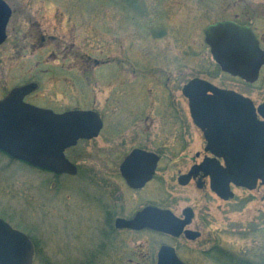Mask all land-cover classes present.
Instances as JSON below:
<instances>
[{
	"label": "rangeland",
	"instance_id": "obj_1",
	"mask_svg": "<svg viewBox=\"0 0 264 264\" xmlns=\"http://www.w3.org/2000/svg\"><path fill=\"white\" fill-rule=\"evenodd\" d=\"M5 1L12 15L0 46V99L12 88L35 81L38 88L25 97L27 103L55 112L103 109L109 119L114 113L125 118L135 102L142 103L144 96L138 93L150 87L154 98L163 92V84L155 79L161 69L172 74V89L179 70L183 83L201 77L249 96L256 105L264 101V66L258 80L246 84L222 73L204 42L208 25L230 19L248 24L264 50V0ZM183 102L188 112L185 97ZM193 134L191 150L203 142ZM132 144L128 132L115 139L105 132L71 149L69 156L93 173L95 182L88 179L89 186L80 174L56 177L0 151L2 208L36 241L35 261L65 264L91 257L98 238L96 208L83 200L90 190L96 193L97 176L96 169L88 167L101 162V146L125 149ZM184 156L189 161L192 154H168L158 169L175 208L203 196L207 208L198 217L206 216L205 235L264 262V185L253 190L232 186L234 196L228 201L193 184L179 186L176 176L184 171ZM156 191L153 182L150 192Z\"/></svg>",
	"mask_w": 264,
	"mask_h": 264
},
{
	"label": "water",
	"instance_id": "obj_2",
	"mask_svg": "<svg viewBox=\"0 0 264 264\" xmlns=\"http://www.w3.org/2000/svg\"><path fill=\"white\" fill-rule=\"evenodd\" d=\"M10 15L9 5L0 0V45L5 41ZM204 42L223 72L247 82L258 78L264 65V50L248 26L231 20L217 21L206 27ZM37 86L30 82L14 87L0 99V151L33 167L73 173L74 166L65 158L64 150L75 145L78 139L98 135V115L93 110L79 109L56 113L25 102V96ZM183 94L211 154L225 160L230 156L232 162L223 168L217 162L212 165L205 160L182 175L179 183L186 184L191 175L202 170L203 176L210 178L211 190L223 199L233 197L230 184L248 190L254 189L258 181L264 184V122L256 117L257 112L264 119V102L255 108L250 98L218 88L201 78L189 81ZM138 155L133 152L122 165L127 182L132 176L125 170ZM145 156L150 164L148 179L157 157L148 153ZM152 211L150 221H141L144 213H139L134 220H119L117 224L131 228L146 225L177 235L187 222L177 219L169 211ZM162 251L171 250L165 248ZM33 256V245L28 236L0 219V264H31ZM169 258L172 261H158L157 264H183L174 255Z\"/></svg>",
	"mask_w": 264,
	"mask_h": 264
},
{
	"label": "flooded vegetation",
	"instance_id": "obj_3",
	"mask_svg": "<svg viewBox=\"0 0 264 264\" xmlns=\"http://www.w3.org/2000/svg\"><path fill=\"white\" fill-rule=\"evenodd\" d=\"M242 25L250 27L246 23ZM7 26L8 23L5 29V41L8 36ZM250 29L253 31L251 27ZM253 33L255 34L254 31ZM258 42L261 47L259 39ZM102 63H104V61L101 62V64ZM263 66H261V68ZM217 67L227 76L239 79L246 84H253L256 82L261 70L260 68L258 78L254 82H247L245 79L238 76L223 72L218 65ZM155 74L156 82H159L161 85L163 84V92L160 93L159 96L155 94L154 98L151 97L153 91H151L152 88L150 87H148L146 92L141 91L138 93L139 98L144 96L143 101L142 103L138 101L135 102L127 117L121 118L119 114L114 113L110 120L108 115L102 111L103 109H101L100 112L93 110L97 113L99 118V131L98 135L94 138L107 132L115 139L117 135L127 134L128 132L129 138L130 140L133 139L134 144L125 149L118 145L101 146V162H98L96 168L88 167L89 169H96L97 177L95 180L97 188L96 193L90 190L89 195L85 194L87 196H84L85 199L83 202H87L91 208H96L97 243L94 250L89 253L91 257L85 258L84 261H66L65 264H157L158 261H172L169 256L173 255L183 264H197V261H209L210 264H215V261L221 260L222 256L231 257L233 254H238L222 246L219 242H215V237L211 240V236L207 237L205 235V229L207 227L206 216L201 214L200 216L203 217H198L199 212L207 208V203L206 200L203 199V196V198L201 197L198 200H193L175 208L176 205L173 203L175 200L171 199L170 196L168 198L164 176L158 175L160 163L168 154L179 155L191 153L192 156L189 158V161L186 156L182 157L180 163L184 171L178 173L176 176V183L179 186L193 184L198 190L205 191L206 193L210 190L221 201H228L233 198L223 199L213 192L210 188V178L208 175L203 176L202 170H198L194 176L191 175L186 184L181 185L179 183V178L182 175L188 174L194 166L200 165L205 160H208L212 165L217 162L223 168H226L227 165H231L232 162L230 156L225 160L221 157H214L211 154L207 147L203 132L194 123L193 117L189 111L188 100L183 94V88L192 79L201 77H193L186 83H183V74L177 70V75L174 79L175 88L172 89L169 88L173 77L172 74L161 69ZM201 79L210 82L218 88L235 91L250 98L236 90L220 87L205 78ZM148 86H150V84H148ZM177 92H179L178 96L176 95ZM132 95L133 97H137L135 94ZM183 97L187 100L188 112H186L184 108ZM252 103L255 108L261 104L256 105L253 101ZM256 117L258 121L264 122V119L257 112ZM194 132L197 133L199 139H203V142H201L195 150H191L194 143ZM122 138L124 139L125 137L123 136ZM85 140L90 139H78L75 145L67 147L64 150L65 158L74 166L75 170L73 173L55 172L53 170H45L38 167L34 168L48 172L56 177L63 175L76 177L80 174V177H82L80 179L85 181V186H89L86 183L88 179L94 181L92 177L93 173L87 170V167H80V165L68 154L71 149ZM105 140L108 141V139ZM133 152H138L139 155L134 157L125 170L132 176L129 178V182H127V179L123 175L122 165ZM147 153L154 154L157 157L153 173L148 179L147 168L150 167V164L145 156ZM213 158L214 160L211 162L210 160ZM82 180H79V182L82 183ZM153 182L157 184V191L155 194L150 192ZM258 185L261 186L264 184L258 181L256 187ZM232 186L234 185L230 184L231 191ZM240 188L246 189L243 187ZM87 189L88 187L86 190ZM82 207H84V205H82ZM151 209H153L152 212L154 213L169 211L177 219L181 221L186 220L187 222L177 235L155 230L146 225L131 228L128 226H119L117 224L119 220H134L139 213H144L140 219L141 221H150L153 217ZM13 215L14 214H12L10 210L2 208V203L0 201V219L13 229L26 234L33 245L34 256L31 264H58L55 261H35L36 241L34 242L29 234L25 232L23 228H20V220L14 221L12 219ZM187 231L189 233H187ZM165 248L171 251L163 252L162 250ZM168 252L172 253V255Z\"/></svg>",
	"mask_w": 264,
	"mask_h": 264
},
{
	"label": "trees",
	"instance_id": "obj_4",
	"mask_svg": "<svg viewBox=\"0 0 264 264\" xmlns=\"http://www.w3.org/2000/svg\"><path fill=\"white\" fill-rule=\"evenodd\" d=\"M220 264H263L256 259H252L248 255L241 254H233V256H222V259L219 260ZM216 263V261H215Z\"/></svg>",
	"mask_w": 264,
	"mask_h": 264
}]
</instances>
